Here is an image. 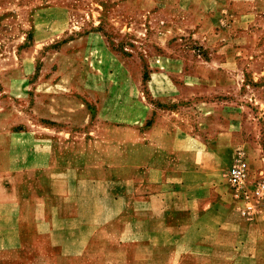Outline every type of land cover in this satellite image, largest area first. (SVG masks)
Returning a JSON list of instances; mask_svg holds the SVG:
<instances>
[{"label": "rangeland", "instance_id": "374dc122", "mask_svg": "<svg viewBox=\"0 0 264 264\" xmlns=\"http://www.w3.org/2000/svg\"><path fill=\"white\" fill-rule=\"evenodd\" d=\"M108 1L0 0L1 165L28 156L30 139L60 145L54 126L83 124L81 98L112 86L117 102L141 95L160 113L243 217L228 175L242 161L248 193L264 182V0ZM95 30L103 50L82 37ZM263 213L264 201L243 218ZM0 264L26 263L5 252Z\"/></svg>", "mask_w": 264, "mask_h": 264}, {"label": "crops", "instance_id": "0c3cea01", "mask_svg": "<svg viewBox=\"0 0 264 264\" xmlns=\"http://www.w3.org/2000/svg\"><path fill=\"white\" fill-rule=\"evenodd\" d=\"M107 35L82 37L103 50ZM112 91L81 98L83 124L54 126L67 136L60 145L30 139L28 156L0 161V254L26 264H264V213L231 215L198 152L141 95L117 102ZM24 134L34 133H15Z\"/></svg>", "mask_w": 264, "mask_h": 264}, {"label": "built area", "instance_id": "2783aa9c", "mask_svg": "<svg viewBox=\"0 0 264 264\" xmlns=\"http://www.w3.org/2000/svg\"><path fill=\"white\" fill-rule=\"evenodd\" d=\"M248 177V170L242 161L235 165L228 175L229 183L246 200V205L241 211L243 217H250L264 201V182H258L253 191L248 193L243 186Z\"/></svg>", "mask_w": 264, "mask_h": 264}]
</instances>
